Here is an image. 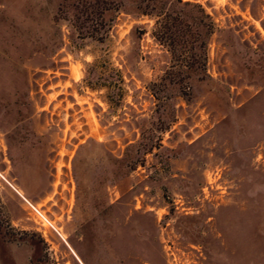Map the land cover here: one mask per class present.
<instances>
[{
  "label": "rangeland",
  "instance_id": "obj_1",
  "mask_svg": "<svg viewBox=\"0 0 264 264\" xmlns=\"http://www.w3.org/2000/svg\"><path fill=\"white\" fill-rule=\"evenodd\" d=\"M0 264H264V0H0Z\"/></svg>",
  "mask_w": 264,
  "mask_h": 264
},
{
  "label": "trees",
  "instance_id": "obj_2",
  "mask_svg": "<svg viewBox=\"0 0 264 264\" xmlns=\"http://www.w3.org/2000/svg\"><path fill=\"white\" fill-rule=\"evenodd\" d=\"M143 15H148V16H153L155 18H157V22L156 25L161 28H164L167 30V34H169L170 31V15L166 12L160 11V12H153V11H147L144 10L142 11ZM171 35V34H170Z\"/></svg>",
  "mask_w": 264,
  "mask_h": 264
},
{
  "label": "built area",
  "instance_id": "obj_3",
  "mask_svg": "<svg viewBox=\"0 0 264 264\" xmlns=\"http://www.w3.org/2000/svg\"><path fill=\"white\" fill-rule=\"evenodd\" d=\"M34 210L37 211L40 214V212L36 208H34Z\"/></svg>",
  "mask_w": 264,
  "mask_h": 264
},
{
  "label": "bare ground",
  "instance_id": "obj_4",
  "mask_svg": "<svg viewBox=\"0 0 264 264\" xmlns=\"http://www.w3.org/2000/svg\"><path fill=\"white\" fill-rule=\"evenodd\" d=\"M32 205V204H31ZM32 207H34L33 205H32Z\"/></svg>",
  "mask_w": 264,
  "mask_h": 264
}]
</instances>
